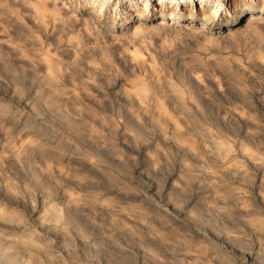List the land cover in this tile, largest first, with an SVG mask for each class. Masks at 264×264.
Returning <instances> with one entry per match:
<instances>
[{"label":"clouds","instance_id":"obj_1","mask_svg":"<svg viewBox=\"0 0 264 264\" xmlns=\"http://www.w3.org/2000/svg\"><path fill=\"white\" fill-rule=\"evenodd\" d=\"M0 264H264V0H0Z\"/></svg>","mask_w":264,"mask_h":264}]
</instances>
